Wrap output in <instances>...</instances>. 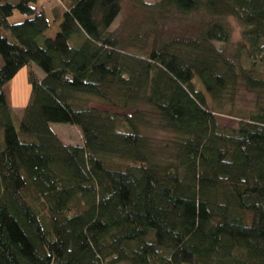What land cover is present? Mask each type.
Wrapping results in <instances>:
<instances>
[{
    "label": "trees",
    "instance_id": "16d2710c",
    "mask_svg": "<svg viewBox=\"0 0 264 264\" xmlns=\"http://www.w3.org/2000/svg\"><path fill=\"white\" fill-rule=\"evenodd\" d=\"M124 1L56 0L50 22L39 0H0V264H264V0H129L163 20L210 18L192 37L153 31L138 53L110 32ZM228 17L245 26L235 54ZM25 67L18 117L7 88ZM242 87L256 109H231L240 123L224 130L219 103L234 108ZM145 113L173 136L170 157ZM56 123L84 146L64 145Z\"/></svg>",
    "mask_w": 264,
    "mask_h": 264
},
{
    "label": "rangeland",
    "instance_id": "374dc122",
    "mask_svg": "<svg viewBox=\"0 0 264 264\" xmlns=\"http://www.w3.org/2000/svg\"><path fill=\"white\" fill-rule=\"evenodd\" d=\"M142 1L146 4H156L154 0ZM122 4V12L116 18L115 22L110 28V32L113 33L117 38H119L120 41L124 42V44L127 45L126 47L131 49L133 53H138L140 51V47L137 46L139 43L143 44L145 41L144 44H146L147 42H149V40L151 39L150 34H152L153 31H156L159 35L160 42H166L170 39V37H192L198 34L197 32L202 25H206L210 21V18L202 12L190 15L189 17L171 15L168 19L163 20L159 14H151V12L141 9L138 5L133 4L129 0H125ZM37 6L39 9H47L48 18L50 22H52L55 15L54 12L56 9V0H39ZM9 20L13 24H19V22L25 21L26 17L20 12H16L12 17H10ZM223 21L227 23L228 29L231 31L230 44L225 47V49L227 50L226 52L235 54L234 52L236 46L241 43L243 39L245 26L243 27L234 17L224 18ZM60 23L61 21L52 25L45 36L49 38L54 37L60 30ZM237 25L242 29L239 39L235 38V29ZM136 37L138 39H136ZM146 37H148V39ZM133 39H136L135 44L132 43ZM215 46L218 49H224V47L220 43H215ZM256 57L257 53L253 56L254 60H256ZM0 65H2L1 58ZM29 70L30 69L28 67L21 69L19 74L11 81V85L7 88V93L9 95L10 104L13 107V112L18 117H22L25 104L29 99L32 88V84L29 83ZM32 70L40 79L43 78L44 74L37 66H32ZM198 89H201L199 85ZM83 100L89 102L88 106L95 109H101L106 112H114L118 114L121 113L122 115L127 114L128 116L133 115V111H117L110 105L99 101L97 102L88 96L85 98L83 97ZM257 100L258 94L251 92L246 87H242L240 94L235 101L234 108L231 104L230 98L223 100L221 103H219L218 107L223 110L224 114L215 115L219 127L224 130L237 129L240 120L228 116L227 113L231 109H234L233 111H235L236 113L247 115L248 113L256 109ZM141 109L146 110L143 106L141 107ZM143 121L144 125H147L142 126V131L153 143L155 149L157 150L158 158L164 159L170 157V153L165 150V146L171 144L173 136L168 132H161L155 129L153 125L156 122L155 117H153V115H151L150 113L144 114ZM51 128L54 133L59 136L64 145L84 146L83 135H81V131L78 126L72 124L56 123L51 124ZM116 166L109 165L108 167L111 168Z\"/></svg>",
    "mask_w": 264,
    "mask_h": 264
},
{
    "label": "clouds",
    "instance_id": "9594fccd",
    "mask_svg": "<svg viewBox=\"0 0 264 264\" xmlns=\"http://www.w3.org/2000/svg\"><path fill=\"white\" fill-rule=\"evenodd\" d=\"M242 29L237 25L235 29V38L239 39Z\"/></svg>",
    "mask_w": 264,
    "mask_h": 264
}]
</instances>
